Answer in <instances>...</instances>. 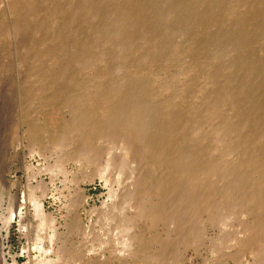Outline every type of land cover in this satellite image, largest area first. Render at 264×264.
<instances>
[{"label": "bare ground", "instance_id": "obj_1", "mask_svg": "<svg viewBox=\"0 0 264 264\" xmlns=\"http://www.w3.org/2000/svg\"><path fill=\"white\" fill-rule=\"evenodd\" d=\"M70 1L66 6L61 1L64 8L77 3ZM5 2L10 25L5 30L6 22L0 23V39L16 45L17 61V32L25 29V21L17 23V0ZM82 2L72 8L75 16L69 12L72 20H62L68 13L62 6L56 14L46 13L53 16L44 11L46 23L59 28L51 33L40 30L37 16L42 42L22 51L46 117L41 125L21 123L32 154L44 143L59 151L48 168L53 174L65 173L69 160H75L76 171L90 178L108 180L110 172L125 178L113 193L120 205L113 203L108 213L124 239L109 257L94 253L81 260L77 250L62 251L58 260L33 264H181L180 253L200 239L202 224L224 219L220 224L226 228L233 216L239 219V236L230 238L231 225V234L210 241L217 258L210 263L240 258L243 264L251 256L252 264H264V0ZM73 28L83 38L90 34L84 42L74 39ZM87 71L94 73L91 83L86 74L82 80L90 95L69 98L68 85H80ZM34 206L40 232L54 227L43 203ZM16 208L7 210L8 219L1 215L6 220L0 226L2 264H19L7 259L4 245L14 218H25ZM161 223L170 229L167 237L153 234Z\"/></svg>", "mask_w": 264, "mask_h": 264}, {"label": "rangeland", "instance_id": "obj_2", "mask_svg": "<svg viewBox=\"0 0 264 264\" xmlns=\"http://www.w3.org/2000/svg\"><path fill=\"white\" fill-rule=\"evenodd\" d=\"M5 1L6 0H0V19H2L1 16L4 15L3 18H5L6 21H4L5 19H3L0 20L1 21L0 23L6 22L5 23L6 27L3 25L4 23H2V26L6 30L9 29V26L7 25H10V20L9 18H7L8 16L4 9L6 4ZM31 1L32 0H17V18L18 19L20 18L19 20H17V23L19 22L21 26L22 24L24 25L25 23V29H26V30L23 29L24 31L20 30L21 32L19 33L17 32V61L14 53L16 51L15 50L16 47L14 48V46L16 45L12 42L11 39H8V37H7L8 42L5 41L6 37L4 38L5 42L3 41V38L0 39V48L3 49V51L2 49H0V202H2L0 203V226L4 225L6 218L8 219L10 214V212L8 213V211L10 210L11 207L13 208V206L17 207L18 205V210L17 208L15 209L17 210L16 213L19 210H22L23 217H25L22 218L23 220L22 219L20 220L19 218H14V220L12 221V224L10 226L9 236L6 240H4L7 259L10 262H13L12 260H16L19 264H28V263L33 264V262H36L37 259H45L47 261L48 260L52 261L56 259L58 260L59 254L62 251H64L65 254L66 253L70 254L73 251L76 252V250L78 252L77 255H79V258L81 260H86L88 255L90 256H93L95 254L101 255L102 253H104V255H106L107 257H109L114 252L113 251L115 250L114 248L121 245L118 243L123 242L124 239L123 237L124 234L121 231L118 222L112 220L109 217L112 215L110 214V212L113 213L111 211L113 207H111L110 205H112L113 203L115 204H113L112 206L120 205L119 199H117L118 205L116 204L117 197L113 195V193L115 191L117 192L120 191V189L124 186L125 178L123 179L122 176L119 177L118 174L111 175L110 171H109L110 176H107L108 180L101 179L100 177H95L94 179L90 178L91 177L90 174H87L86 176V174H83V172L76 171L77 166L75 160L74 161L69 160L70 161L68 162L69 164L67 163L65 166V170H66L65 173L62 174L61 172H56V174H53L52 172L48 171V168L49 166L57 162L59 158V155L57 154H59V151H57L53 146L44 143V145L41 148L36 149L37 152L32 154L31 146L25 137L24 129H26L27 126L25 127V125H22L21 123V120L24 121L28 120V122L35 123L36 125H41L45 123V117H46L41 113L42 112L41 101L43 100L42 99L43 95L39 93V88H38L39 86L36 83L37 81L35 78L33 79L32 74H30L29 72V64H27L24 61L25 59L23 55L24 51L22 50H24L25 46L27 47L30 46L31 44H32L31 47L33 48V42L36 44V46H38L37 44H41L38 42L42 39V38L39 39V41L37 40V38H39L38 37L39 35L40 37H42L45 34L44 32L51 33L58 28L57 27L55 29L54 28L55 25H53L49 21L51 23V24L48 23L49 27L51 26L52 28L50 27V29L48 30L49 27L47 26L48 24L46 23L48 21V18L46 17L47 15L48 16L52 15V13L51 14H46V13H48L50 9H52L53 11L55 10L54 13L56 14V11L59 9L60 6H62L60 8L62 9L63 13H64L63 10L65 9H66L65 11H68V13L65 12V15L63 14L60 15L61 17L62 15L64 16V18L62 17V20L65 18L66 20L69 19L72 20L76 12V9L73 10L72 8L78 7L79 4H81L82 0H72L73 3L77 1L76 4L78 5L72 4L73 5L72 8H70V6H67L68 9L70 8L69 10L66 7L64 8L63 3H65L66 6L68 3H71L70 0H64L65 2L63 0H59L60 2L62 1L63 3L62 2L60 3L58 0L55 1L52 0L53 2H50L49 0L48 1L35 0L36 1L35 2L33 0L35 3ZM48 2H50L49 5H47ZM84 2L86 3V0H84L82 3ZM51 5L54 6L56 5L57 7L58 6L59 7L58 8L55 7V9H53L54 7L51 8L52 7ZM47 6L49 9L47 8ZM46 9H48V11H46ZM52 10L50 12H53ZM44 11L46 15L45 18H44L45 15L42 14L44 13ZM69 12L70 13L72 12L74 16L72 14L70 15ZM35 13H37L36 16ZM67 15H69L70 17H68ZM36 18L38 21H40L41 27L43 25L44 28L39 27L40 24H38ZM7 19L9 21H7ZM21 21L22 22L25 21V22L21 24L20 23ZM27 21L30 25L26 23ZM42 22H44V24ZM36 27L37 28L39 27L38 29L41 28L40 30H43L44 32L40 33V30L36 29ZM73 30L76 31V34L75 31L73 32L74 35L73 38L75 39V36L77 38L80 36V39L83 42L85 41V37H87L90 34L87 31H86L88 34V35L86 34L87 36L84 34L86 32L82 33V35H85L83 38L81 34L77 33L78 30L76 28H73L71 31ZM41 34L43 35L41 36ZM70 37H71L69 40L70 44L72 43L73 45H75V42H71V40L73 39L72 36ZM77 38L76 40H79ZM2 41L4 43H7V45L5 44L4 46H2L4 44ZM40 42H42V40ZM77 42H79L78 44H80L81 41L79 40L76 41V43ZM9 44H12V46ZM7 51H9L10 53H7ZM5 53H7L8 55ZM15 61L17 62V65L15 64L16 63ZM83 74L84 76L86 74L89 77L90 76L92 77L89 78L85 76L84 78V76H82L83 78L81 79L79 78L80 85L74 82V87L72 85V82L70 83L69 80L70 83V84L68 83L69 98L79 97V96L86 98L87 96L90 95V92L89 95H86L88 94L87 93L88 90L87 88L85 89L86 84L82 80H85L86 82L88 78L87 81L91 83L94 73L87 71L86 73L83 72ZM75 86L76 88L78 87L77 88L78 90L75 88ZM40 120L43 122L42 123L39 122ZM55 151L57 152L56 154ZM102 164L103 161L100 162V165ZM92 168H94V166ZM112 178L115 179L113 180ZM15 196L16 199H14ZM17 199L19 202L17 201ZM37 201H41L43 203V208L46 215L49 214L55 219V226L52 228L51 227L47 228L45 231H43V233H41L40 230L38 229L39 218L37 219L38 216H37L36 208L34 206V202ZM109 206L111 207L110 209ZM119 211L120 209L118 210V213H120ZM108 213L110 214V216ZM118 213L115 212L113 216L115 215L118 216ZM1 215H3L5 219ZM234 217L235 216L231 217L233 218L232 220L233 222L231 221V218L230 220L227 219V222L228 221L229 222L227 223L226 228L223 227L225 225L221 226L220 224L224 219L216 222L217 224L214 223L213 225L212 222H210L211 224L209 222L202 224L205 226L199 225V229L201 230L202 228L201 231L199 230L200 232H202L200 234L202 235V237L204 235L207 238L205 237L206 239L205 238L202 239V237L199 234V237L203 241V244L201 240L198 238L199 240L196 239V242H193L195 244H191L192 245L191 247L188 246L184 248L180 253L181 254L180 256H182L180 257L181 264H208L210 263V261L211 263L212 261L215 262L217 259L215 258L216 254L212 253L213 251L211 250L213 249L212 247H214L215 243L210 247V244H213V242L210 241L214 239L215 242H217L219 239L225 237V235L231 234L232 232L233 233L229 235L230 238L238 237L239 235H237L236 233L235 226L238 225L239 219L235 217L236 220L234 221ZM164 225L162 223L159 224L157 227L159 229L154 230L153 234L158 233L159 236L161 235L164 237L166 235L167 237L169 234L166 232L170 231V229L168 228L167 225L166 226ZM217 225L219 227H217ZM231 225H233L234 228ZM200 226L202 227L200 228ZM142 227L145 228L144 230L146 231V235L149 237L151 241L152 236L148 231L147 227L143 225ZM231 227L233 228V231L231 230ZM166 228H168V230ZM203 229L205 230L203 231ZM230 230L232 232H229ZM225 232L227 234H225ZM114 235L118 237L119 242L116 241L117 237ZM54 236L56 237L54 238ZM40 241L42 243H40ZM113 242H116L117 244H114ZM197 243L199 244L198 245L199 248L196 245ZM194 245L197 247H195ZM150 247H153V245H151ZM213 257L214 259L212 260ZM250 257L251 256H249V258L247 259H244L245 262L248 264L249 263L252 264V259L254 258V257L252 258ZM239 259L237 258L238 261L234 259L236 261L235 262L233 258L232 259L227 258L226 264L228 262H229L228 264H235V263L239 264L240 263ZM244 260H241V262H243V264H246ZM108 261H112V260H108ZM131 261L129 264H137L135 260H131Z\"/></svg>", "mask_w": 264, "mask_h": 264}, {"label": "water", "instance_id": "obj_3", "mask_svg": "<svg viewBox=\"0 0 264 264\" xmlns=\"http://www.w3.org/2000/svg\"><path fill=\"white\" fill-rule=\"evenodd\" d=\"M0 264H2V262H1V258H0Z\"/></svg>", "mask_w": 264, "mask_h": 264}]
</instances>
